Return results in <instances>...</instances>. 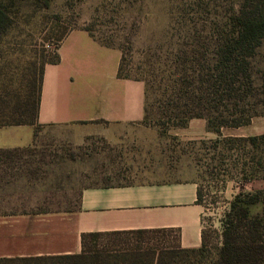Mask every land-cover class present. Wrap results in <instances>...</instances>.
I'll list each match as a JSON object with an SVG mask.
<instances>
[{"label": "rangeland", "instance_id": "rangeland-1", "mask_svg": "<svg viewBox=\"0 0 264 264\" xmlns=\"http://www.w3.org/2000/svg\"><path fill=\"white\" fill-rule=\"evenodd\" d=\"M256 1L264 11V0ZM241 2L0 0L7 15L0 35V122L55 51L61 31L83 30L119 50L121 75L145 88L146 119L122 144L93 137L89 144L54 147L42 186L48 205L71 201L87 186L194 180L210 256L235 195L259 191L260 202L249 209L264 217V36L239 58L242 67L231 85L207 84L216 48L231 37ZM200 113L212 129L222 125L218 132L206 119L193 118ZM32 149H43L38 134ZM164 239L172 244L170 235Z\"/></svg>", "mask_w": 264, "mask_h": 264}, {"label": "crops", "instance_id": "crops-1", "mask_svg": "<svg viewBox=\"0 0 264 264\" xmlns=\"http://www.w3.org/2000/svg\"><path fill=\"white\" fill-rule=\"evenodd\" d=\"M56 51L59 61L43 68L36 123L0 127V258L76 254L89 232L162 229L176 233L181 248H199L203 206L194 180L87 186L48 205L42 186L54 147L93 137L122 144L141 131L145 105L143 83L117 77L119 50L71 30ZM37 134L41 150L32 149Z\"/></svg>", "mask_w": 264, "mask_h": 264}, {"label": "trees", "instance_id": "trees-1", "mask_svg": "<svg viewBox=\"0 0 264 264\" xmlns=\"http://www.w3.org/2000/svg\"><path fill=\"white\" fill-rule=\"evenodd\" d=\"M43 2L47 4V0ZM253 2H256V5ZM257 4L256 0H242L240 3L233 18L234 31L231 37L225 39L216 48L213 65L210 66L212 75L207 81L208 87L217 80L226 86L231 85L238 74V68L242 67L239 58L250 54L264 36V11ZM6 20L7 15L0 9V35L6 29ZM66 33L61 31L57 35V47ZM56 49L40 63L37 74L14 96L13 106L5 115V119L0 122V127L36 123L43 68L45 64H55L59 61ZM117 77L130 79L121 75L120 61ZM146 106L145 95L143 120L147 116ZM193 118L207 120L203 113L194 115ZM239 124L234 123L233 126ZM219 126L212 129L207 120L209 130L218 132ZM260 194L257 191L253 194L235 195L220 222V242L212 256L205 250L204 228L201 232V246L197 249L181 248L177 243V234L173 231L153 229L82 233L79 253L0 258V264H264V217L251 215L249 209L260 202ZM167 234L172 237V244L166 243L164 238ZM129 240L133 242L128 243Z\"/></svg>", "mask_w": 264, "mask_h": 264}]
</instances>
